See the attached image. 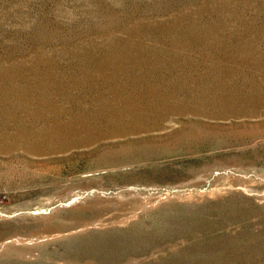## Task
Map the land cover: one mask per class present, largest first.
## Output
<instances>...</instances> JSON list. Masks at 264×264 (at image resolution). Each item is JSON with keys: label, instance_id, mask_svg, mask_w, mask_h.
I'll list each match as a JSON object with an SVG mask.
<instances>
[{"label": "rangeland", "instance_id": "374dc122", "mask_svg": "<svg viewBox=\"0 0 264 264\" xmlns=\"http://www.w3.org/2000/svg\"><path fill=\"white\" fill-rule=\"evenodd\" d=\"M0 264H264V0H0Z\"/></svg>", "mask_w": 264, "mask_h": 264}]
</instances>
